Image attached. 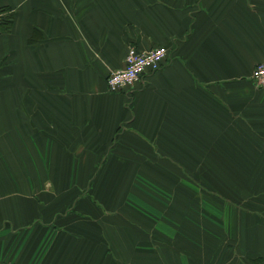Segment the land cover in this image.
<instances>
[{"label": "crops", "instance_id": "0c3cea01", "mask_svg": "<svg viewBox=\"0 0 264 264\" xmlns=\"http://www.w3.org/2000/svg\"><path fill=\"white\" fill-rule=\"evenodd\" d=\"M0 10L12 11L0 34V261L264 264L258 215L239 214L243 169L214 165L239 158L230 145L247 128L264 135V88L251 80L264 63V0H0ZM130 46L169 54L111 94ZM196 175L226 192L207 215L182 210Z\"/></svg>", "mask_w": 264, "mask_h": 264}, {"label": "rangeland", "instance_id": "374dc122", "mask_svg": "<svg viewBox=\"0 0 264 264\" xmlns=\"http://www.w3.org/2000/svg\"><path fill=\"white\" fill-rule=\"evenodd\" d=\"M0 13L3 14L6 20L9 15L12 14V11L0 10ZM1 32L2 28L0 29V34ZM254 86L257 89L262 90V88H258L256 85ZM261 133L264 134V131ZM241 138L243 139V142L230 145V148H232V146L235 148L238 147L236 155H238L239 158L217 160L214 161V165L218 168H222L221 171H230V169H243L244 173L237 171V175L234 176L233 180L234 183H238L246 189L244 193L242 192V200L237 198L243 201V203L238 201V204L240 205L239 214L240 216H254L251 214L253 212L256 213L258 217H254L255 222L261 224V237H264V135H253L252 128L250 127L247 128L245 135L241 136ZM229 153L234 154V152ZM254 156L255 159L253 158ZM189 178H191L193 181L188 183L193 187L195 184L194 189L196 188L198 195L196 192H191L189 190L183 191L181 193L182 197L188 198L191 196L188 199L192 202L194 209L186 204H184V207H182V210H184L187 215L201 216L205 213L207 215L206 211H208V209L205 207V203H207V201H220L223 204V198H221L220 195L226 194L225 191H222L224 188H219L216 190L214 189V191H212L213 189L210 187V184L212 183L208 180H205L204 177L202 179L200 175H196L190 176ZM213 180H219L222 185L232 184L230 180L223 176L214 177ZM213 186L219 187L214 181ZM227 199L236 200V198L233 196H228ZM224 201H226V199H224ZM182 202L184 203V199ZM252 203L257 206L256 211H252ZM229 206H231L230 203ZM215 243L216 240H212L210 242V244ZM198 249L200 248L198 247Z\"/></svg>", "mask_w": 264, "mask_h": 264}, {"label": "built area", "instance_id": "2783aa9c", "mask_svg": "<svg viewBox=\"0 0 264 264\" xmlns=\"http://www.w3.org/2000/svg\"><path fill=\"white\" fill-rule=\"evenodd\" d=\"M4 21L5 17L0 13V29ZM168 54V49L163 47L141 51L135 46H130L124 68L112 72L106 80L109 93L118 94L132 89L137 83L142 82L145 76L159 71ZM251 80L258 88H264V63L255 67ZM0 264L11 263L0 261Z\"/></svg>", "mask_w": 264, "mask_h": 264}, {"label": "trees", "instance_id": "16d2710c", "mask_svg": "<svg viewBox=\"0 0 264 264\" xmlns=\"http://www.w3.org/2000/svg\"><path fill=\"white\" fill-rule=\"evenodd\" d=\"M12 15H9V17L4 21V23L2 24V25H4V24H6L7 22L9 23V22H11V21H9V20H11V17Z\"/></svg>", "mask_w": 264, "mask_h": 264}]
</instances>
